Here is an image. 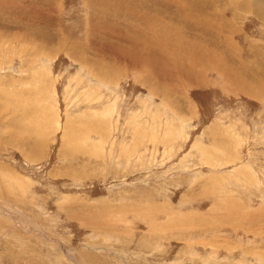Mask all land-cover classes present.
<instances>
[{"label": "rangeland", "instance_id": "374dc122", "mask_svg": "<svg viewBox=\"0 0 264 264\" xmlns=\"http://www.w3.org/2000/svg\"><path fill=\"white\" fill-rule=\"evenodd\" d=\"M0 264H264V0H0Z\"/></svg>", "mask_w": 264, "mask_h": 264}, {"label": "bare ground", "instance_id": "6f19581e", "mask_svg": "<svg viewBox=\"0 0 264 264\" xmlns=\"http://www.w3.org/2000/svg\"><path fill=\"white\" fill-rule=\"evenodd\" d=\"M151 1H152V0H151ZM252 1H253V0H252ZM256 1H257V0H256ZM257 6H258V4H257ZM253 8H254V6L252 7V9H253ZM260 8H262V7L260 6ZM181 10H182V9H181ZM249 10H250V9H249ZM256 12H257V11H256ZM203 18H204V17H203ZM203 18H202V20H200L199 18H198V19H195V21H196V26H198V24H199L200 22L203 21ZM202 23L205 24L204 22H202ZM205 25H206V24H205ZM208 26H209V28H210V25H208ZM228 28H229V27H228ZM229 46H230V45H229ZM231 46H232V45H231ZM232 49H233V48H232ZM232 49H231V51H232ZM234 49H235V48H234ZM236 49H237V48H236ZM231 51H230V52H231ZM199 53H200V52H199ZM195 54L197 55V53H195ZM232 54H233V53H232ZM183 55H184V54H183ZM192 55H194V54L192 53ZM192 55H190V58H191ZM202 55H203V54H202ZM234 55H235V54H234ZM185 56H186V55H185ZM194 56H195V55H194ZM231 56H232V55H231ZM182 57H184V56H182ZM197 57H200V56L197 55ZM192 58H193V57H192ZM217 58H218V56H217ZM224 58H225V57H224ZM235 58H236V57H235ZM239 58H240V57H239ZM184 59H185V58H184ZM182 60H183V58H182ZM195 60L197 61V59H195ZM201 60H203V61L205 60V62H208V61H209V59H208L207 57H205V58L202 57ZM206 60H208V61H206ZM216 60H217V59H216ZM218 61H219V63H218V65H217V67H216L215 69H219V66H221V65H220V62H221L222 60L220 59V60H218ZM239 61H240V60H239ZM198 62H199V61H198ZM202 65L207 66V65H205V63H203ZM181 66H182V67H185V64H183V62H181ZM243 67H244V66H243ZM199 68L201 69V66H200ZM207 68H208V67H207ZM203 70H204V69H203ZM203 70H202V71H203ZM208 71H209V68H208ZM222 71H223L224 74H226V73L228 72V70H226V69H222ZM124 72H125V71H124ZM204 72H205V70H204ZM258 72H259V71H258ZM206 73H207V72H206ZM259 73H260V72H259ZM100 74H101V73H100ZM102 74H103V73H102ZM219 74H220V73H219ZM251 74H252V73H251ZM255 74H256V73H255ZM105 76H106V75H105ZM237 77H238L237 72H232L230 76H225V75H223V74H220V78H222L223 81H226L225 84L228 83V81H232V82H233V79H235V78H237ZM231 79H232V80H231ZM249 84H250V82H249ZM230 85H231V84H230ZM230 85H227V86H230ZM238 85H239V84H238ZM257 85H258V84L254 85V86H255L254 92H255V94H260L259 87H258ZM251 86H252V85H251ZM251 86H249V87H251ZM244 87H246V86H244ZM244 87H242V88H244ZM249 87H247V88H249ZM261 88H262V87H261ZM261 88H260V89H261ZM248 91L251 92L250 89H249ZM255 96H256V95H255ZM257 97L260 98V96H257ZM211 133H212V132H211ZM211 133H210V134H211ZM210 136H212V135H210ZM212 137H213V136H212ZM212 137H211V138H212ZM215 138H216V137H215ZM213 140H214V139H213ZM225 144H226V143H225ZM227 144H228V142H227ZM227 144H226V145H227ZM228 145H229V144H228ZM228 145H227V146H228ZM227 146H226V147H227ZM230 148H231V147H230ZM226 150H227V149H225V151H226ZM223 154L225 155V153H223ZM211 186H213V185H211ZM207 187H208V186H207ZM203 188H205V187L202 186V189H203ZM212 188H213V187H212ZM206 190H207V188H206ZM204 192H206V191H204ZM205 194H206V193H205ZM224 212H225V211H224ZM235 213H236V212H235ZM226 214H227V213H226ZM13 215H14V214H13ZM81 216H82V215H81ZM66 252H67V251H66Z\"/></svg>", "mask_w": 264, "mask_h": 264}]
</instances>
